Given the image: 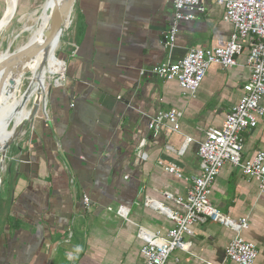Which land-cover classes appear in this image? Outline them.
Wrapping results in <instances>:
<instances>
[{
    "label": "crops",
    "instance_id": "1",
    "mask_svg": "<svg viewBox=\"0 0 264 264\" xmlns=\"http://www.w3.org/2000/svg\"><path fill=\"white\" fill-rule=\"evenodd\" d=\"M204 6L195 20L179 24L167 48L172 0H76L61 46L65 80L52 86L45 110L7 151L0 264H143L138 229L164 234L173 227L144 198L178 210L162 193L184 196L190 182L164 165H176L185 178L199 174L198 144L209 129L222 127L250 77L247 45L235 67L211 66L194 96L151 74L190 49L225 46L234 28L223 21L224 8L213 0ZM170 110L179 113L178 132L168 125L157 134L149 130L151 119ZM242 138L244 160L264 151V118ZM210 200L225 215L247 219L241 236L257 247L255 264H264L259 184L225 166ZM121 206L127 219L117 214ZM193 230L189 252H175L168 264L175 257L182 264H222L234 233L210 221Z\"/></svg>",
    "mask_w": 264,
    "mask_h": 264
},
{
    "label": "built area",
    "instance_id": "2",
    "mask_svg": "<svg viewBox=\"0 0 264 264\" xmlns=\"http://www.w3.org/2000/svg\"><path fill=\"white\" fill-rule=\"evenodd\" d=\"M213 1L224 8L223 21L234 28L225 46L190 49L180 61L161 64L150 72L164 82H176L185 95L194 96L211 66H219L225 70L235 67L236 57L247 45L246 66L250 77L243 86V95L238 104L227 112L222 127L209 129L204 140L198 144L199 174L185 178L176 165H164L169 174L190 182L184 196L175 197L169 192L162 193L178 210H170L151 198H144V206L165 215L173 223V227L164 234L138 229L137 237L143 241L140 250L143 264H168L175 252L188 253V238L194 236L193 227L205 221L216 223L234 233L233 239L225 248L222 264H255L258 256L257 247L241 236L248 229L247 219H233L222 213L212 204L210 194L216 177L225 166L239 169L246 179L255 180L259 184L261 193L264 192V151L257 152L249 160L242 158V133L255 129L264 118V0ZM204 3L205 0H172L173 18L164 37L167 48L174 46L181 22L193 21L197 14L204 13ZM64 67L62 74L53 81V87H59L64 82ZM165 125L173 132L179 131L178 111L160 113L150 120L148 128L157 134ZM144 142L140 144L141 148L144 147ZM186 143L180 153H183ZM159 164L163 165L162 162ZM83 201L89 206L87 197ZM117 214L127 219L129 210L121 206L117 209ZM173 264H182V261L175 257Z\"/></svg>",
    "mask_w": 264,
    "mask_h": 264
},
{
    "label": "bare ground",
    "instance_id": "3",
    "mask_svg": "<svg viewBox=\"0 0 264 264\" xmlns=\"http://www.w3.org/2000/svg\"><path fill=\"white\" fill-rule=\"evenodd\" d=\"M6 2L7 12L0 22V32L9 27L15 15L16 0H6ZM65 3L66 0H44L42 2L29 38L18 48V53L29 48H34L37 51L32 55L19 57L11 70L0 73V82H2L0 87V155L5 143L12 137V132L8 131L10 123L13 124L15 133L29 118L30 111L27 110V105L35 93L45 90L46 80L49 76H59L63 72L61 61L55 57L63 34L58 35L47 48H44L43 45L50 29L52 12L55 8L63 7ZM69 24L68 21L67 27ZM28 74L29 87L26 96H29L28 100L23 103L24 94L19 96L18 92Z\"/></svg>",
    "mask_w": 264,
    "mask_h": 264
},
{
    "label": "rangeland",
    "instance_id": "4",
    "mask_svg": "<svg viewBox=\"0 0 264 264\" xmlns=\"http://www.w3.org/2000/svg\"><path fill=\"white\" fill-rule=\"evenodd\" d=\"M43 1L44 0H16L14 18L11 21V24L9 25V27L7 29H4L2 32H0V62H2L3 60H5V61L11 60V57L18 53V48L27 41V39L30 36L31 30L33 28V22L37 17V12L40 10V6H41ZM6 5H7L6 0H0V22L2 21L3 16L7 12L6 11V9H7ZM63 37H64V35H63ZM62 44H63V38H62L60 46L57 50L58 52H56V55H55L56 59H58L60 61H62V57H61V46H62ZM28 77H29V74L27 75V78L23 81V84L20 87V90L18 92L19 96L25 94L28 87H29ZM57 77L58 76H51V77L49 76L48 79L46 80V87H48L49 85H52L53 81ZM12 87L14 88V86H12ZM33 99H34V97L31 99V101L27 105V110H29V111L31 110ZM27 127H28V124L25 123V126H23L22 131L16 135L14 141H16L18 139L20 134ZM8 131H10V133L12 132V135L14 134L12 123H10V125L8 127ZM8 161L9 160L6 159L5 162L1 165V155H0V179H1L0 203H1V197L4 193V191L6 190V188H7L6 186L8 183V181H6V176H5L6 172H7Z\"/></svg>",
    "mask_w": 264,
    "mask_h": 264
},
{
    "label": "water",
    "instance_id": "5",
    "mask_svg": "<svg viewBox=\"0 0 264 264\" xmlns=\"http://www.w3.org/2000/svg\"><path fill=\"white\" fill-rule=\"evenodd\" d=\"M75 3H76V0H66V3L63 7H58L54 9L51 15V19H50V29L48 31L45 43L43 45L44 48H47L48 46H50L51 43L57 38L58 35L63 34L66 31L67 22L69 21L70 23L71 13H72ZM36 51L37 50L34 48H29L27 50H24L23 52L13 55L11 57L12 60H10L9 63L3 60L2 62H0V73L3 71L8 72L9 70H11L13 68V64L16 63V60L19 57H22L24 55H32ZM1 83L2 82H0V87H1ZM51 89H52V85H49L46 90L35 93L32 107L29 113V118L26 120L25 123L33 124V121L37 118L38 112L40 110L42 112L45 110L46 99L48 95L50 94ZM27 94H28V91H26V93L23 96V99H24L23 103H25L28 100L29 95L26 96ZM25 123L22 124L20 128L12 135V137L9 140H7V142L5 143L2 154H1V165L7 159V151L13 144L16 135L22 131ZM0 183H1V180H0Z\"/></svg>",
    "mask_w": 264,
    "mask_h": 264
},
{
    "label": "trees",
    "instance_id": "6",
    "mask_svg": "<svg viewBox=\"0 0 264 264\" xmlns=\"http://www.w3.org/2000/svg\"><path fill=\"white\" fill-rule=\"evenodd\" d=\"M63 35H64V33H63ZM62 38H63V36H62Z\"/></svg>",
    "mask_w": 264,
    "mask_h": 264
}]
</instances>
